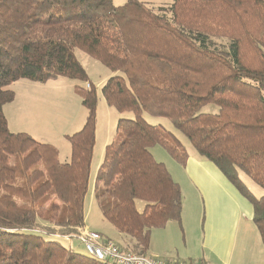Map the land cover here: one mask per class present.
I'll return each mask as SVG.
<instances>
[{"label":"trees","instance_id":"obj_1","mask_svg":"<svg viewBox=\"0 0 264 264\" xmlns=\"http://www.w3.org/2000/svg\"><path fill=\"white\" fill-rule=\"evenodd\" d=\"M77 48L116 73L100 92L133 114L119 118L94 185L103 216L133 241L127 251L147 254L152 230L170 220L182 228V187L151 147L183 166L190 156L144 114L168 119L251 203L264 246V195L239 176L264 188V0L158 8L143 0H0V264H113L46 237L86 227L99 92ZM59 77L90 83L75 86L87 114L82 129L66 135L68 161L56 146L12 132L3 109L15 98L11 83ZM208 104L218 111H203Z\"/></svg>","mask_w":264,"mask_h":264},{"label":"rangeland","instance_id":"obj_2","mask_svg":"<svg viewBox=\"0 0 264 264\" xmlns=\"http://www.w3.org/2000/svg\"><path fill=\"white\" fill-rule=\"evenodd\" d=\"M113 1L116 5H122L127 0ZM143 1L155 8L168 6L173 2V0ZM75 52L78 60L87 69L91 81L98 87L99 92L96 144L84 205L85 222L89 224L90 228L87 229L86 227L85 229L88 230L87 232L97 231L101 233L103 237L118 244L124 251H127L126 248L133 250V243L128 244L121 236L110 237L112 236L110 230L115 234L113 229L116 228L103 216L94 193L96 173L103 160L105 146L115 137L119 118H131L133 114L131 112L120 113L116 108L109 106L100 92V88L106 80L116 73L83 50L77 48ZM59 83L60 86L56 89H47V97H43L42 93L24 95L18 86L17 90L22 95L18 96L16 103H13V113L6 115L5 107L8 104L3 109L10 126L13 128L15 125L19 130L13 132H25L37 141L56 146L59 150L60 161H68L71 155V144L66 135L80 131L87 114V109L82 104V99L75 86L80 85L89 88L90 83L68 77L60 78ZM14 85L13 82L8 88L12 89ZM203 111L216 112L218 106L208 104ZM144 117L149 123L159 126L168 134L174 135L190 156L189 163L183 166L170 156L162 146L151 147L155 159L164 163L173 179L180 183L184 197V208L182 228L176 220L168 221L164 227L154 228L149 250L158 253V257L166 261H179L185 264H188L190 260L198 261L203 258L208 259L211 264H225L222 263L224 258L225 260L230 258V264H264V246L253 221L251 203L242 196L213 162L198 154L190 141L174 128L168 119L148 114H144ZM196 161L205 162L204 166L198 168ZM239 176L256 197L264 195V188L256 184L250 177L242 172L239 173ZM224 181L228 184L232 197ZM235 198H238L239 201H236ZM143 205V201L137 202L139 210L143 208ZM221 213L227 214L226 220H229L231 226L238 225L236 235L231 242H224V251L217 245L216 234H214L213 242H211L207 232L208 226H216L223 222L217 216ZM80 232L84 233L85 231L81 230ZM78 236V233L73 237L57 234L50 237L46 235L48 239L57 240L64 246H71L76 252L88 255ZM228 245L229 252L227 251ZM147 254L151 253L148 251Z\"/></svg>","mask_w":264,"mask_h":264},{"label":"crops","instance_id":"obj_3","mask_svg":"<svg viewBox=\"0 0 264 264\" xmlns=\"http://www.w3.org/2000/svg\"><path fill=\"white\" fill-rule=\"evenodd\" d=\"M60 78H62V77H59L56 80H49L46 83H41V82H36V81H29L27 79H20V80L15 81L14 82L15 85H14V87H12V89L15 91L16 97H15V99L12 102L8 103V105L6 104L7 105L5 107L6 115L8 116V114H12L13 113V110H12L13 103H16L18 101V96L22 95V93L24 95L25 94L39 95L40 93H42L43 97H47L48 96L47 89H56L57 87H59L60 86L59 85L60 84L59 83ZM18 86L20 87V91L22 93L19 90H17ZM7 120H8V118H7ZM8 126H9V129L12 130V132L13 131H19V130H17L15 125H13L14 129L10 126L9 120H8ZM189 160H190V158H189ZM188 163H189V161H188ZM204 163L205 162H203V161H196V164H197L198 168L203 167ZM224 183H225L227 189H229L230 195H231V190H230L228 184L225 181H224ZM232 196L233 195H231V197ZM235 200L239 201L238 198H235ZM217 216L220 219V221L222 220L223 222L217 224L216 226H212V227H211V225L208 226L207 227V230H208L207 232H208V234L210 236V241L211 242H213L212 238H213L214 234H216V241L218 242L217 245L220 247V249L222 251H224L225 250L224 242H231L232 238L236 235V231H237L236 229H237L238 225L231 226L229 224V220H226V217H227L226 213L217 214ZM86 227L90 228L89 224H86ZM113 230L115 231V234H113V231L110 230V234L112 233V236H110L109 234H108V236H110V237H120L121 236L123 240L128 242V244H131L133 242L129 237H125L124 234L119 233L116 229H113ZM214 231H216L218 234L216 232H214ZM225 233H226V235H225ZM231 233H232V236H231ZM70 248H72V247L70 246ZM227 251L229 252V245H228V250ZM149 252L151 254H153V255H156V256L159 255L158 253H155L154 251H151V250H149ZM230 255H231V251H230ZM222 261H223L222 263L230 264V258L226 259V260L224 258V260H222ZM197 262H199V261H197ZM201 264H211V262L208 259L203 258V261L201 262Z\"/></svg>","mask_w":264,"mask_h":264},{"label":"built area","instance_id":"obj_4","mask_svg":"<svg viewBox=\"0 0 264 264\" xmlns=\"http://www.w3.org/2000/svg\"><path fill=\"white\" fill-rule=\"evenodd\" d=\"M85 228L79 229L85 232L78 231V238L84 244L88 255L97 260L113 264H185L179 261H166L153 254H136L131 251H124L118 244L103 237L101 233L97 231L87 232L88 228Z\"/></svg>","mask_w":264,"mask_h":264}]
</instances>
